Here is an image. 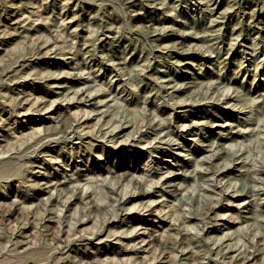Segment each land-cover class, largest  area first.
<instances>
[{
	"label": "rangeland",
	"instance_id": "374dc122",
	"mask_svg": "<svg viewBox=\"0 0 264 264\" xmlns=\"http://www.w3.org/2000/svg\"><path fill=\"white\" fill-rule=\"evenodd\" d=\"M234 1L0 0V20L9 24L0 33V117L3 118L0 121V168L3 169H0V264L54 261L62 264L60 261L67 259L68 250L71 257L74 249L90 254L98 249L118 248L110 237L99 243L94 239L85 245L76 240L64 248L65 252H59L56 244L55 248L50 245L52 240L41 224L47 196L41 187L48 178L62 179L63 171L68 175L86 172L81 167H88L92 172L93 178L86 184L93 187L94 199L107 205L113 199L110 188L96 185L93 180L101 182L106 181L104 177H111L110 181L122 186L125 180L119 182L118 175L113 177V169L117 173L137 167L135 174L142 175L145 184L158 181L160 186L155 191L158 206L178 208L168 219L179 221L190 216L187 221L190 233L198 234L201 227L210 225L203 233L206 238L219 237L222 231H232L237 225L241 229L235 231L234 244L240 245L245 254H255L252 264H264V178L248 187L247 195L240 197L242 203L229 206V211H220L224 216L211 223L200 218L208 199L200 194L202 178L193 176L192 171L194 166L204 165L200 163L202 156L211 148L234 149L240 144L247 145L245 160L237 161L222 180L227 183L222 184L224 192L231 191L227 189L229 185H234V189L235 186L243 188L249 182L247 173L252 166L264 168V0H239L241 3L236 5ZM219 12H225L226 16L219 18ZM245 12L254 13L256 18ZM15 13L24 15L18 23L13 22L17 18ZM211 16L224 22V29L214 28V35H223L225 45L216 42L212 52L207 53L208 44L214 40L200 38H208L204 28L210 24ZM154 29L159 36L167 35L164 42L154 39ZM227 29H235V33L229 36L224 31ZM67 32L74 33V37L68 39ZM51 36L59 39L63 53L54 57L37 55V42ZM78 40L85 42L83 49L72 47ZM189 48L192 51L185 52ZM179 54L185 56L179 58ZM110 55L113 60L109 59ZM252 62L257 68L250 65ZM58 73L61 75L58 79L49 77ZM75 74L85 81L72 79ZM215 86L232 95L235 92L241 95L234 96L235 104L212 103L209 90L214 91ZM80 87L86 94L101 99L120 97L124 104L106 99L110 105H83L79 100H72L74 91ZM248 94L254 96H250L254 102L247 100ZM40 98H45L47 105L52 102L53 106L37 108L33 103ZM100 110H120L119 117L130 119L132 125L126 126L115 141L97 137L98 140L80 130L72 138L41 139L73 116L81 121L90 119L91 126L84 130L95 125L102 128L106 125ZM92 115L93 118H87ZM149 118L165 121L173 128L181 122L187 127L197 121L199 129L191 136L170 140L164 148L149 149L143 144L145 138L138 144L134 141L136 131L145 120L150 123ZM237 128L240 133L235 132ZM37 138L41 140L35 141ZM78 141L80 147H77ZM181 145L192 153L184 158L177 154ZM186 158L191 160L188 162ZM109 168L111 171L105 176ZM163 170L184 173L174 179L182 187L168 185L169 179L161 173ZM211 195L213 199L220 197L215 192ZM76 203L72 202L71 206ZM255 207L257 211L252 215ZM132 212L136 219L142 216L136 210ZM110 215L104 208L95 215L94 222L101 226ZM142 224L149 227L150 235L155 233L150 228L155 226L153 222L144 220ZM217 226L223 230L216 231ZM164 227L154 228L161 231ZM19 233L27 240L24 244L16 242ZM224 251L220 247L211 252L199 242L182 257L190 264H232ZM115 255L111 253L110 257ZM156 259L148 264H167ZM180 261L173 262L171 258L168 264Z\"/></svg>",
	"mask_w": 264,
	"mask_h": 264
},
{
	"label": "bare ground",
	"instance_id": "6f19581e",
	"mask_svg": "<svg viewBox=\"0 0 264 264\" xmlns=\"http://www.w3.org/2000/svg\"><path fill=\"white\" fill-rule=\"evenodd\" d=\"M240 3L241 2L239 0H236L233 4L236 5ZM219 14V18H224L226 16L225 12H219ZM245 14H249V17H252L253 19L256 18L254 16V13L245 12ZM15 15L17 16V18H15L16 20L14 19L13 22L21 20V17L24 16H19L18 13H15ZM212 20L214 21V23L211 24ZM210 21V24L204 28V32L207 34L208 38H200L201 40H214L212 41V43L210 42L208 44L207 53L212 52V45L216 42H218L222 46L225 45L223 35H214V28L222 27L224 29V22H220L216 18L213 19L212 16L210 17ZM8 27V23L2 22L0 20V33L6 31ZM27 30L29 31L33 29ZM262 30H264V27ZM224 31H226L229 36H232L235 33V29H227ZM66 34L67 35L65 36L68 39L74 37V33L72 32H67ZM152 35L158 43L162 42L163 39L167 36H159L160 33L155 29L153 30ZM75 46L79 49H83L85 46V42H81L80 40H78L77 44L72 45V47ZM260 47V50L262 51L263 46ZM190 51L192 50H190L189 48L185 52ZM193 51L197 52L196 50ZM35 53L37 55H41V57H45L47 55H51L54 57L57 55H61L63 53V48L61 47L59 39H56L55 37L52 38L51 36V38H47L44 41L37 42ZM204 55L207 54L204 53ZM182 56H185V54H179V58H181ZM251 56L254 58L253 53H251ZM109 59L113 60L114 57L110 55ZM22 60L24 61V59ZM68 62L69 61H65V63ZM121 63L124 62L121 61ZM250 65L256 66L257 68L255 62L250 63ZM60 73L56 75L51 74L49 77H51V79H58L61 76L59 75ZM71 78L79 81L80 83L85 81L83 77L76 74ZM227 85L228 88L231 87L229 84ZM219 91L223 93H220ZM209 93H212L210 96V100L215 104H235L233 100L234 96L239 97L241 95L239 92H235L236 94L232 95V93H229L228 90L224 92L221 87L216 86L214 87V91L210 89ZM250 96L251 94H248V96H246L247 100H249L250 102H254L251 98L254 96ZM106 99L107 98L101 99L91 93L86 94L85 90L80 87L74 91L72 100H79L83 103V105L86 106H97V104L110 105L111 103L124 104L123 99H120V97L107 99H111V103H108L109 101H106ZM47 100L49 99L47 98ZM22 105L23 102L20 103V106ZM33 105L37 106V108L40 109H48L53 106V103L50 102V104L47 105L46 99L40 98L36 100ZM124 111L129 112V110L126 108H124ZM121 112L122 111L120 110H109L108 112H102L100 110L99 114L102 113V115H104L106 126L102 128H95V125L92 128H87L86 130H84L86 127L91 126L89 124L90 119H84L81 121L79 118L73 116L69 118V120L61 126V128L57 127L52 133L45 134L44 137L41 136V139L47 137L49 140L57 138L58 136L72 138L77 133H79L80 130L82 134L90 133L91 136H95L96 138L99 137L106 141H115L117 138L121 137L122 130L126 128V126L132 125L130 119H122L119 117V114ZM87 118H93V115L90 117L88 116ZM2 120L3 118L0 117V121ZM123 120L124 122H121ZM148 120L150 123L145 120V123H143V125L139 127V130L136 131L138 134L134 138V141H136L135 143L138 144L143 138H145L146 142L142 143L146 144V148L149 149L164 148L170 144V140H174L175 138H179L180 136H191L195 134L196 129H199L197 121H192L191 125L187 127H184L185 125L181 122L177 124L176 128H173L166 125L165 121L163 122L162 120L153 121L150 118ZM217 124L218 123H216L215 125ZM237 130L238 128L235 130V132L240 133L237 132ZM149 133H151L152 135H148ZM149 137H151L150 140ZM41 139L37 138L35 139V141ZM78 142L79 143L77 147H80V141ZM118 142H116V144ZM92 144L95 143H91V145ZM230 145H232V143H230ZM140 146L141 148H143L142 145ZM83 149L85 148L83 147ZM246 149L247 145L245 144H240L239 148L234 149L227 146H215L210 150L208 149L210 152L202 156V159L200 161V163L203 162L204 164L202 165V167L194 166L192 170L193 176L199 175L203 180L202 192H200V194L202 195V197H206L208 199L204 215L200 217L202 220L205 219L207 220V222L211 223H216L217 221H219L220 216H224L222 213H220V211H229L228 209H230L229 206L231 205L238 206L243 202L240 201V197L247 195L246 192L249 191L248 187L256 183L259 179L264 178V168L259 166H252L248 169L247 173V175L249 176V182L245 184L243 188L237 189L235 186L234 189V185H229L227 189L230 188L231 191L227 193L224 192L222 184L227 183L222 180L228 174L230 168L233 167L237 161L242 162L243 160H245ZM187 150H189V152ZM190 150L191 149L185 148L181 145L179 146L177 154H181L184 158L186 154L192 153ZM0 153H2V151H0ZM79 156H83L80 150ZM220 159L222 160L219 162ZM190 160L191 158H186V161L189 162ZM9 167H11V165ZM64 169H67V167H64ZM80 169H84V171L86 172L78 175H68L67 173H64L65 171H63L62 179L48 178L47 180H45L43 186L41 187L42 191L47 192L45 201V214L43 216L44 221L41 224L43 227H45V233L47 237L52 240L50 242V245L52 248H55L56 244V247L59 248V252H65L64 248L72 243H75L76 240L83 241L85 245L92 243L94 239H97V242L95 243H99L101 240L108 239L110 237L109 239L113 240L114 243L117 244L118 248L113 249V251L109 250L108 248L103 250L98 249L96 252L91 251L90 254L86 253L85 251H76L74 249V255L71 257V250L67 249V259L64 261H60L62 264H148L152 262V260H155V258H157V261L164 263L167 262V264L171 260V258L173 262L174 260H181L176 264H190L188 260H186L185 257L182 256H185L189 250L195 248L196 244L199 242H202V244L205 245L211 252H214L215 249L218 251L220 247H224V253L226 257H228L229 262L232 264H252L251 261L255 258V254L252 252L245 254L242 251L240 245L234 244L236 238L235 231L241 229L240 227L236 225L234 227L235 229L232 231H222L223 227L217 226L216 231H222V233L219 237L215 238H206L203 236V233L209 228L210 225L201 227V231H199L198 234L190 233L188 229L189 225H187V221L189 220L190 216H187V218H185L184 220L179 221H173L172 218L168 219V216H173V213L178 208L176 207V205H169L167 209L162 208V204L158 206L159 202L157 201V198H155L156 187L159 185L158 181L153 180L150 181V183L145 184L144 179H142V175L135 174L136 172H138L137 167L132 169H123L121 172L117 173L115 169H113V177L118 175V177L116 176V178L119 182L120 180H125V183H123L124 185L122 186L118 183H113L112 181H110L111 177H104L103 180L106 181L101 182H98L97 179L93 180L94 182H96V185H107L108 188H110L109 192L112 193L113 199L108 205L104 201H96L97 199H94L93 187L86 184V181H89L93 178L91 177L92 172L90 171V169L88 167H81ZM110 171V168L107 169L105 176H108V173H110ZM161 173L169 179L167 181L168 185H173L175 187L177 183L174 182V179L181 178L185 175L184 173L175 170H163L161 171ZM132 179L135 182H132ZM214 181H216V183H213ZM226 181L229 183V179H227ZM180 187H182V184L177 185V188ZM212 192L220 194L219 199H216L217 197L213 199L211 195ZM201 199L202 198L198 197V200ZM224 199H226L225 202H223ZM72 202L77 203L72 207ZM104 208H107L111 215L106 218V220L103 222V225L97 226L94 222L95 215L98 213V211ZM256 208L257 207H255L251 212L252 215H254L255 211H257ZM70 209L71 211H69ZM133 210H136L137 213H140L142 216L137 217L136 219V215L132 212ZM144 220H149L155 225L153 227H150L152 228V230H155V233H152L153 235H150V233L147 231V228L149 227L143 226L142 223ZM224 223H226V221ZM24 224L26 223H23V225ZM156 226L165 227L161 231H158V228H154ZM228 226H230V224ZM168 228L170 229V231L166 230ZM104 231L105 233L103 234ZM164 231L166 232L164 233ZM26 241L27 240L25 239V236H21V233H19L16 242L24 244ZM155 243L158 245L157 247H153V244ZM111 253L116 254L114 258L110 257ZM184 259L186 261H184ZM56 262L58 261H54L51 264H57Z\"/></svg>",
	"mask_w": 264,
	"mask_h": 264
}]
</instances>
